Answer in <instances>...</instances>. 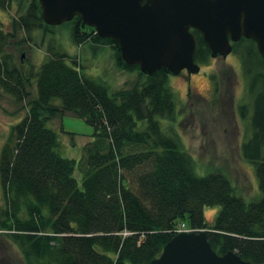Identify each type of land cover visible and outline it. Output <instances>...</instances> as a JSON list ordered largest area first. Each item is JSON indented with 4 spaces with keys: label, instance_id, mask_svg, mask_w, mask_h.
Returning a JSON list of instances; mask_svg holds the SVG:
<instances>
[{
    "label": "trees",
    "instance_id": "trees-1",
    "mask_svg": "<svg viewBox=\"0 0 264 264\" xmlns=\"http://www.w3.org/2000/svg\"><path fill=\"white\" fill-rule=\"evenodd\" d=\"M13 1L11 30L0 27V87L25 112L0 149V235L18 248L22 264H148L181 223L205 230L218 254L232 250L264 264V59L255 41L232 42L233 51L244 45L239 56L254 96L251 133L240 147L254 164L260 195L246 200L224 171L197 174L198 165L177 134L161 129L158 117L172 122L177 111L170 75L163 69L145 74L137 64L125 63L118 42L99 36L80 17L63 23L72 41L108 43L117 68L136 69L139 80L112 90L52 46L29 74L17 68L10 47L18 33L51 31L54 25L43 21L38 0H0V8L7 10ZM191 30L193 58L204 64L210 49L200 32ZM66 113L94 128L78 159L60 154L58 133L48 127L59 117L63 131L60 118ZM204 206L220 207L211 221Z\"/></svg>",
    "mask_w": 264,
    "mask_h": 264
},
{
    "label": "rangeland",
    "instance_id": "rangeland-1",
    "mask_svg": "<svg viewBox=\"0 0 264 264\" xmlns=\"http://www.w3.org/2000/svg\"><path fill=\"white\" fill-rule=\"evenodd\" d=\"M16 9L17 1H13L7 10L0 8V27L4 31L11 30ZM70 32L69 25L63 23L54 25L51 31L35 29L28 34L19 32L15 45L10 47L14 65L29 74L46 59L47 50L52 46L58 52L75 58L86 75L107 84L112 90L129 87L136 79L139 80L136 69L117 68L108 43L85 42L77 45L72 41ZM240 50H244V45L240 44L239 50H232L226 57H211L206 63L199 64V71L191 76L186 73L170 75V90L177 109L175 119L171 122L158 118L161 129L167 134L175 132L185 151L195 159L197 174L204 175L220 169L236 186V193L250 200L259 197L260 192L254 164L242 157L240 144L246 142L251 133L254 96L249 90L251 78L244 73ZM32 84L31 91L34 93L33 81ZM241 104L247 107L244 117L239 111ZM24 112L21 103L0 87V149L8 137L9 128L20 121ZM60 123L63 131L58 126L59 117L48 123V127L58 133L59 152L62 156L78 159L82 145L92 138L94 128L71 113L62 115ZM75 175L81 185L80 174L76 172ZM1 190L0 186V206L3 204ZM219 209V206H204L207 222ZM21 258L18 248L0 235V264L12 261L22 264Z\"/></svg>",
    "mask_w": 264,
    "mask_h": 264
},
{
    "label": "water",
    "instance_id": "water-1",
    "mask_svg": "<svg viewBox=\"0 0 264 264\" xmlns=\"http://www.w3.org/2000/svg\"><path fill=\"white\" fill-rule=\"evenodd\" d=\"M45 24L80 17L101 37L120 46L122 60L151 74L197 73L195 37L200 32L210 57H226L232 42L252 38L264 59V0H38ZM206 231H182L148 264H253L232 250L218 254Z\"/></svg>",
    "mask_w": 264,
    "mask_h": 264
},
{
    "label": "built area",
    "instance_id": "built-area-1",
    "mask_svg": "<svg viewBox=\"0 0 264 264\" xmlns=\"http://www.w3.org/2000/svg\"><path fill=\"white\" fill-rule=\"evenodd\" d=\"M182 230H186V226L184 223H181L178 227H177V231H182Z\"/></svg>",
    "mask_w": 264,
    "mask_h": 264
},
{
    "label": "flooded vegetation",
    "instance_id": "flooded-vegetation-1",
    "mask_svg": "<svg viewBox=\"0 0 264 264\" xmlns=\"http://www.w3.org/2000/svg\"><path fill=\"white\" fill-rule=\"evenodd\" d=\"M181 73H186L185 71H182ZM187 74V73H186ZM188 76H191L192 74H187Z\"/></svg>",
    "mask_w": 264,
    "mask_h": 264
}]
</instances>
